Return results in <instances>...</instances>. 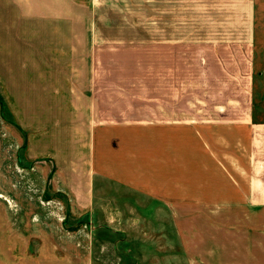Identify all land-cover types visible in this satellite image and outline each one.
Wrapping results in <instances>:
<instances>
[{
    "label": "rangeland",
    "instance_id": "1",
    "mask_svg": "<svg viewBox=\"0 0 264 264\" xmlns=\"http://www.w3.org/2000/svg\"><path fill=\"white\" fill-rule=\"evenodd\" d=\"M152 1L0 0V264H264L245 146L153 96Z\"/></svg>",
    "mask_w": 264,
    "mask_h": 264
},
{
    "label": "crops",
    "instance_id": "2",
    "mask_svg": "<svg viewBox=\"0 0 264 264\" xmlns=\"http://www.w3.org/2000/svg\"><path fill=\"white\" fill-rule=\"evenodd\" d=\"M257 3L153 0L150 38L153 96L162 113L165 107L172 113L183 105L185 128L229 131L235 145L245 146V192L252 208L264 207V11ZM85 33L90 58L83 75L72 81L89 106L97 96L92 91L108 83V59L96 58L98 26L93 20ZM137 39L130 45L144 42ZM83 86L89 94H81ZM0 198L11 203L2 193Z\"/></svg>",
    "mask_w": 264,
    "mask_h": 264
}]
</instances>
